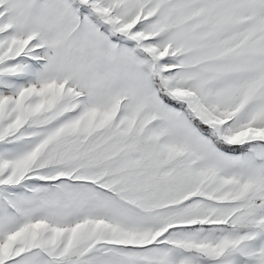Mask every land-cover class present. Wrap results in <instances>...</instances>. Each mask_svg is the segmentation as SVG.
Masks as SVG:
<instances>
[{
  "label": "snow or ice",
  "instance_id": "snow-or-ice-1",
  "mask_svg": "<svg viewBox=\"0 0 264 264\" xmlns=\"http://www.w3.org/2000/svg\"><path fill=\"white\" fill-rule=\"evenodd\" d=\"M0 264H264V0H0Z\"/></svg>",
  "mask_w": 264,
  "mask_h": 264
}]
</instances>
